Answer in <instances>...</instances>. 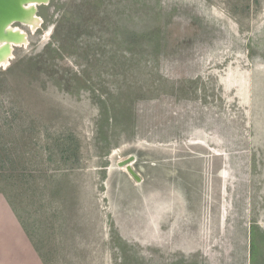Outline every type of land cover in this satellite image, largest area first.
I'll return each instance as SVG.
<instances>
[{
	"label": "rangeland",
	"instance_id": "rangeland-1",
	"mask_svg": "<svg viewBox=\"0 0 264 264\" xmlns=\"http://www.w3.org/2000/svg\"><path fill=\"white\" fill-rule=\"evenodd\" d=\"M37 7L0 192L45 264H264V0Z\"/></svg>",
	"mask_w": 264,
	"mask_h": 264
},
{
	"label": "crops",
	"instance_id": "crops-1",
	"mask_svg": "<svg viewBox=\"0 0 264 264\" xmlns=\"http://www.w3.org/2000/svg\"><path fill=\"white\" fill-rule=\"evenodd\" d=\"M7 200L0 192V264H45Z\"/></svg>",
	"mask_w": 264,
	"mask_h": 264
},
{
	"label": "water",
	"instance_id": "water-1",
	"mask_svg": "<svg viewBox=\"0 0 264 264\" xmlns=\"http://www.w3.org/2000/svg\"><path fill=\"white\" fill-rule=\"evenodd\" d=\"M38 0H0V40L3 39H13L12 35L6 33V28L10 24L16 22H22L31 13L29 4ZM49 0H42L41 4L48 3ZM38 5V6H39ZM38 7L35 6L34 10L37 11ZM136 161L135 156H130L129 158L118 163L120 168H127L128 172L138 181H141L140 176L136 173L133 164Z\"/></svg>",
	"mask_w": 264,
	"mask_h": 264
},
{
	"label": "bare ground",
	"instance_id": "bare-ground-1",
	"mask_svg": "<svg viewBox=\"0 0 264 264\" xmlns=\"http://www.w3.org/2000/svg\"><path fill=\"white\" fill-rule=\"evenodd\" d=\"M41 2L42 0H38L29 4L28 7H30L29 9H31L32 13L26 19H24V21L19 23L27 25L32 30L37 29L41 25L42 20L37 16V11L35 12L34 7L41 4ZM11 25L13 24L8 25L5 31L7 34L12 35L13 39L0 40V66L8 65V62L12 56L11 51L14 46H20L27 42V35L19 29L12 28Z\"/></svg>",
	"mask_w": 264,
	"mask_h": 264
},
{
	"label": "trees",
	"instance_id": "trees-1",
	"mask_svg": "<svg viewBox=\"0 0 264 264\" xmlns=\"http://www.w3.org/2000/svg\"><path fill=\"white\" fill-rule=\"evenodd\" d=\"M11 70V69H10ZM1 75V74H0ZM1 193H3V192H1Z\"/></svg>",
	"mask_w": 264,
	"mask_h": 264
}]
</instances>
